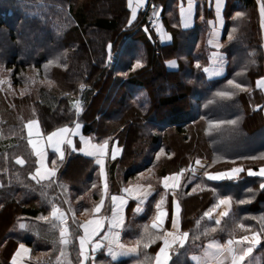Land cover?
I'll use <instances>...</instances> for the list:
<instances>
[{
  "label": "trees",
  "instance_id": "1",
  "mask_svg": "<svg viewBox=\"0 0 264 264\" xmlns=\"http://www.w3.org/2000/svg\"><path fill=\"white\" fill-rule=\"evenodd\" d=\"M181 1L147 0L129 24L128 0H0V77L11 80V88L0 85V264H11L21 243L30 248L29 264H65L68 259L78 264V237H73L75 247L67 246V255L61 256L58 229L39 217L48 216L55 202L72 214L67 218L71 231L80 218L93 215L91 209L101 198L99 168L92 157L78 151L68 152L62 162L49 152L48 163L53 166L51 161L56 160L58 169L50 179L51 188L45 187L48 180L32 179L37 157L26 136L29 119H37L44 134L79 122L83 134L93 140L116 142L121 153L106 160L109 195L131 183L156 187L142 214L127 213L124 242H136L149 224L155 201L164 192L160 179L181 169L185 171L177 190L180 227L189 237L184 247L171 250L170 264H193L191 256L209 239L260 231L264 177L248 175L247 170L258 172L264 166V87H257L258 78L264 77L261 0H225L217 48L208 42L216 19L214 0H195L193 24L188 28L180 23ZM153 8L169 41H162L157 24L148 25ZM237 12L244 15L236 17ZM214 53L224 58L225 74L207 79L203 68L213 64ZM170 59H175V69L166 67ZM49 60L58 62L45 69ZM138 60L141 66L136 67ZM231 79L248 91L235 90L231 98L216 95L234 90L227 83ZM47 80L53 82L51 86ZM77 100L83 101L80 112L73 105ZM230 120L237 123L210 126L212 121ZM161 148L164 153L157 159ZM17 157L25 163L18 164ZM197 160L204 165L203 173L241 165L244 170L236 179L211 181L189 170ZM223 196L232 197L229 216L219 226L206 217L201 220ZM240 200L246 202L238 204ZM108 212V207L103 208L102 213ZM234 221L250 226L249 230L233 231ZM213 227L215 233L202 235L205 228ZM161 244L156 240L147 249L141 246L139 255L119 260L100 250L94 261L136 264L147 256L153 264ZM257 250L264 264V240Z\"/></svg>",
  "mask_w": 264,
  "mask_h": 264
},
{
  "label": "snow or ice",
  "instance_id": "2",
  "mask_svg": "<svg viewBox=\"0 0 264 264\" xmlns=\"http://www.w3.org/2000/svg\"><path fill=\"white\" fill-rule=\"evenodd\" d=\"M134 0H128V6L132 9L131 16L132 19L128 21L129 24L132 23V20L136 18L137 8L144 3V0H136V6H133ZM215 7L217 16H219L221 8V0H215ZM181 19L184 21V26L187 27L193 19V0H188V7L185 9L183 5L180 8ZM153 15L156 16L158 13L156 9L153 8ZM236 17H241L244 14L237 12ZM260 15L262 17V24H264V0H261L260 3ZM232 31H235L233 29ZM166 39H171L170 36L165 37ZM229 39H232L231 33H229ZM219 46V45H218ZM108 48L111 49V44L109 43ZM213 64L218 65L215 69L213 68H204V71L209 75H212L213 72H221L223 70L224 58L217 53H214ZM58 61L49 60L44 68L47 69L50 65L57 63ZM141 66V62L138 60L136 62V67ZM197 66L199 67V61H197ZM66 67V65H64ZM11 73V70H8ZM237 75H240L239 73ZM31 79V78H29ZM49 86L52 85L51 80L46 81ZM7 83L8 87L11 88L10 77L4 78L0 77V85ZM45 83V81H41ZM228 85L233 86L234 90L231 91H219L216 93L219 97L222 98H231L235 95V90L248 91L244 84L237 83L235 79L228 80ZM257 87H264V77H259L257 80ZM81 89L85 88L84 84L80 85ZM23 91H27V88ZM23 94V92L21 93ZM82 100H77L73 102L75 110L77 112L82 111ZM260 105H257V108H260ZM235 125L237 121H212L211 125H222V124ZM27 129L28 143L31 145L32 150L34 151L38 160L36 164L38 165L35 168V173L31 174L32 179L36 180L37 183L40 181L48 180L49 182L45 187L51 188L52 181L51 177H54L58 171L56 160H52V167H48L46 164L47 152L46 146H50L54 149L55 153L59 154V160L62 162L65 157V150L63 146H67L72 151H79L85 155L92 156L96 158V164L99 165V174L102 180V189H101V198L98 203L94 204V207L91 209L93 213H100L102 207L105 204V199L109 195V184H108V175L105 166V159L108 155V146L109 141L106 139L102 143L94 144L91 143L89 138L80 135V140L84 144V147L77 148L72 137L80 134V129L82 125L77 122L74 127L63 126L55 129L54 131L48 133L46 145H41L39 139H34V129L35 135L40 136L39 131V121L37 119H29L25 125ZM122 149L118 146H113L111 149V158L114 160ZM164 153V149L161 148L156 154V158L159 159L161 154ZM18 164H24L25 161L17 157ZM199 164V160H197ZM243 166L232 167L227 171H216L210 172L205 171L203 175L211 181H221L224 179H236L238 174L243 171ZM151 172V169L149 170ZM185 169H181L179 172L165 175L162 178V186L164 192L160 194L159 199L155 201L154 205V215L151 218L150 226L145 224L143 226V233L140 237L137 238L134 245H126L120 242V229L124 226V209L128 202L129 198L134 197L136 200L141 202L148 201L149 197L152 196L154 189L151 184L142 185L137 184L135 186H127L122 189L121 195L112 194L111 195V216L110 217H101L96 216L95 219L87 220L83 223L76 225V228L70 231L67 214L66 212L55 202H51V210L48 216H41L39 219L48 221L51 224L53 229H58V243L61 246V256H66L65 249L69 245H74L73 237H78V251H77V260L78 264H88L90 255L93 256L94 253L101 248L106 247L108 253L115 258L117 255L130 256L133 254L139 255L140 247L143 246L144 249L149 248L156 240L162 241V245L158 247L154 256V264H170L171 261V250L174 246L184 247L188 237V231H182L181 224V213L182 206L179 199L178 189L182 187L181 180L183 177ZM195 172V169H193ZM248 175H259L264 177V166H261L259 171L256 172L253 169L249 168L247 170ZM144 173H140V176H143ZM64 187L63 185H60ZM93 188L97 186L92 185ZM199 187V185H197ZM264 189V183L260 185ZM192 191H196V188H193ZM215 191V189H213ZM251 191V190H249ZM169 193H171V199H169ZM45 195V193H42ZM246 201L240 200L237 201L238 204H244ZM221 205L225 206L224 210L217 213L216 216H213V213ZM167 206V207H166ZM232 209V197L224 196L218 199L217 203L214 204L209 210L203 213L201 220L205 217L209 220H213L216 226L221 224V221L224 217H228ZM71 211V207H69ZM89 211V209H85ZM135 212H141L140 205L138 204L135 208ZM255 219V217H253ZM73 220L75 221V214L73 213ZM169 220L171 223V230L163 229L165 221ZM201 220H197V226L200 225ZM108 222V231L102 236L98 237L100 229L104 227V222ZM235 223L233 231L236 229L249 230L250 226L244 224L243 222ZM24 227V225H21ZM77 229H82L83 234H78ZM151 229V230H150ZM163 229L162 232L153 231ZM217 231L216 227L205 228L202 235H207L209 232L215 233ZM199 237H194L198 239ZM264 240V216L260 217V231H251V235H242L238 239H228L225 243H220L215 239H210L208 245L205 247L202 256H193L192 259L197 261V264H225V261H230V264H245V258L249 257L254 248L261 244ZM90 246V247H89ZM30 249H28L25 244H19L15 254L11 258V264H23V257L26 255ZM146 264H152V259L150 257H145ZM140 260L136 261V264H145ZM65 264H72L70 259L65 261Z\"/></svg>",
  "mask_w": 264,
  "mask_h": 264
},
{
  "label": "crops",
  "instance_id": "3",
  "mask_svg": "<svg viewBox=\"0 0 264 264\" xmlns=\"http://www.w3.org/2000/svg\"><path fill=\"white\" fill-rule=\"evenodd\" d=\"M146 2H147V0H144V3L141 5V6H139L138 8H137V11H138V9H140V8H143V6H145V4H146ZM224 3H225V0H221V8H220V13H219V16H217V12H216V19H215V21L214 22H212V25H211V28H210V31H209V35H208V42H209V45L211 46V47H213V48H217V46L219 45V43H220V37H221V30H222V26H223V15H222V13H223V7H224ZM183 5V7L185 8V9H187V7H188V0H184L183 2L181 1L180 2V7H179V13H180V8H181V6ZM133 6H136V0H134V2H133ZM213 6H214V9H215V11H216V7H215V0H214V2H213ZM131 9V8H130ZM131 11H132V9H131ZM194 11H195V0H193V16H194ZM180 19H181V14H180ZM180 23H181V26L183 27V28H188V27H191L192 26V24H193V19H192V21L189 23V25L187 26V27H185L184 26V21L181 19V21H180ZM156 28L159 30V34H160V37H161V39H162V41H169V39H166L165 37H168V34L163 30V28H161V26L159 27V24H157V26H156ZM164 31V32H163ZM166 67L167 68H169V69H175V67H176V61H175V59H170V60H167L166 61ZM208 66V68H213V69H215L216 67H218V65H215V64H209V65H207ZM207 66H205L204 68H206ZM204 68H203V71H204ZM204 73H205V76H206V78L207 79H215V78H219V77H222L224 74H225V67H224V65H223V70L221 71V72H219V73H217V72H213V74H212V76H208L207 75V73L204 71ZM77 123V122H76ZM81 124V123H80ZM82 125V124H81ZM75 126V123L73 124V125H71V126H68V127H74ZM57 129V128H56ZM55 130V129H54ZM53 130V131H54ZM39 131H40V136L39 137H37L36 135H35V129H34V135H33V138L34 139H39L40 140V143H41V145H46V140H47V135H48V133H46V134H44L43 132H42V129H41V127H40V125H39ZM52 132V131H51ZM50 133V132H49ZM80 135H83L84 137H86V138H89L90 139V141H91V143H94V144H99V143H102V142H97V141H95V140H93V138L90 136V135H85V134H83V132H82V127H81V129H80V134H78V135H76V136H73L72 137V139H73V141H74V143H75V145H76V147L77 148H80V147H84V144L81 142V140H80ZM26 136H27V129H26ZM27 140H28V136H27ZM117 145V143L116 142H110L109 143V146H108V155H107V157H106V159H105V166H106V160H107V158H111V149L113 148V146H116ZM31 146V145H30ZM64 147V150H65V156H66V154L68 153V152H70V151H72L70 148H68L67 146H63ZM32 148V147H31ZM46 152H47V160H46V164H47V166L48 167H52L49 163H48V155H49V152H53V153H55L54 152V149H52L50 146H46ZM79 152V151H78ZM81 153V152H80ZM56 154V158H58L59 159V154L58 153H55ZM81 154H83L84 156H88V155H85L84 153H81ZM119 155V154H118ZM117 155V156H118ZM88 157H92V156H88ZM65 158V157H64ZM93 159H94V161H96V158L95 157H92ZM37 160H38V157H37ZM96 163V162H95ZM38 166V165H37ZM98 166V168H99V165H97ZM193 169H195V172H193ZM191 172H192V174L193 175H195V176H200L202 173H203V170H204V165L203 164H196V165H194V166H191V168L189 169ZM229 170V169H228ZM225 171H227V170H225ZM243 171H241L239 174H238V176L242 173ZM33 173H35V170H34V172ZM32 173V174H33ZM169 175V174H168ZM56 176V175H55ZM55 176L54 177H51V178H55ZM99 176H100V174H99ZM31 177H32V175H31ZM50 178V179H51ZM163 178V177H162ZM162 178L160 179V188L164 191V189H163V186H162V183H161V181H162ZM100 180H101V177H100ZM101 184H102V180H101ZM137 184H141V183H131V184H127V185H125L124 187H127V186H129V185H131V186H135V185H137ZM142 185H147V184H142ZM153 186V188L154 189H156V187L154 186V185H152ZM123 187V188H124ZM155 192V191H154ZM153 192V193H154ZM113 194H118V195H121V194H123L122 193V190L119 192V193H113ZM171 194V193H170ZM112 195V194H111ZM111 195H109V197L107 198L106 197V199H105V204H104V206L102 207V209H101V212L100 213H93V215L92 216H90L89 218H86V219H83V218H80V220H81V223H83V222H85V221H87V220H92V219H95L96 218V216H101V217H110L111 216ZM151 197V196H150ZM149 197V198H150ZM224 197V196H223ZM219 198H221V197H218V199ZM218 199H217V201H218ZM217 201H216V203H217ZM99 202V201H98ZM146 203H147V201H143V202H141V201H139V200H136L134 197H132V198H129L128 199V202H127V204H126V206H125V209H124V217H125V219H124V223H125V220H126V217H127V213L130 211L132 214H142L143 212H144V210H145V206H146ZM140 205V208H141V212H139V213H137V212H135V208H136V206L137 205ZM105 207H108L109 208V212L108 213H106V214H104V213H102V210H103V208H105ZM167 207V206H166ZM224 207L225 206H223V205H221L219 208H217L216 210H215V212L213 213V216L215 217L216 216V214L217 213H219V212H221V211H223L224 210ZM68 217H72V214H70V213H68L67 214V218ZM225 218V217H224ZM223 218V219H224ZM222 219V220H223ZM213 221H214V219H213ZM150 222H151V220L149 221V226H150ZM163 229H168V230H171V223H170V221L169 220H166L165 221V224H164V226H163ZM163 229H159V230H157V231H163ZM122 230H123V227L119 230L120 231V242L121 243H123V244H126V245H129V246H131V245H134L135 244V242H129V243H127V242H124L123 240H122ZM80 231H81V234H83L82 233V229H80ZM108 231V222L107 221H105L104 222V227L102 228V229H100V232H99V234H98V237H97V239L99 238V237H102L106 232ZM245 235H251V232L250 233H247V234H245ZM239 238V237H238ZM238 238H231V239H238ZM213 239H215V240H217V241H219L220 243H225L228 239H225V240H219V239H217V238H213ZM210 240V239H209ZM209 240H207V241H205V243L203 244V246H202V248H201V250H200V252L199 253H194L192 256H191V261H192V263L193 264H197V261L196 260H193L192 259V257L193 256H202L203 255V252H204V249H205V247L208 245V243H209ZM162 245V244H161ZM160 245V246H161ZM19 246V245H18ZM18 246H17V248H18ZM28 249H30L27 245H25ZM259 246V245H258ZM258 246H256L255 248H254V251H253V253L249 256V257H246L245 258V264H263V256H262V253L260 252V251H258L257 250V247ZM90 247V246H89ZM175 247H178V246H174L173 248H175ZM17 248H16V250H17ZM172 248V249H173ZM16 250L14 251V253H13V255L15 254V252H16ZM100 250H102L108 257H110L112 260H119V259H123V258H127V257H131V256H137L136 254H133V255H130V256H124V255H117L115 258H113L109 253H108V250H107V248L106 247H104V248H101V249H98L95 253H94V258H95V256H96V254H97V252H99ZM157 251H158V249H157ZM12 255V256H13ZM29 256H30V251L26 254V255H24V257H23V264H29V262H28V259H29ZM12 258V257H11ZM63 259H64V257H61V261H63ZM89 261H91V264H93V256H91L90 255V258H89ZM95 264H100V263H96L95 262ZM153 264H154V260H153ZM225 264H230V261H225Z\"/></svg>",
  "mask_w": 264,
  "mask_h": 264
},
{
  "label": "built area",
  "instance_id": "4",
  "mask_svg": "<svg viewBox=\"0 0 264 264\" xmlns=\"http://www.w3.org/2000/svg\"><path fill=\"white\" fill-rule=\"evenodd\" d=\"M158 18L156 16H152L151 18L148 19V25L150 27H155L157 24Z\"/></svg>",
  "mask_w": 264,
  "mask_h": 264
},
{
  "label": "water",
  "instance_id": "5",
  "mask_svg": "<svg viewBox=\"0 0 264 264\" xmlns=\"http://www.w3.org/2000/svg\"><path fill=\"white\" fill-rule=\"evenodd\" d=\"M188 168L190 169L191 168V164L188 166ZM67 214V213H66Z\"/></svg>",
  "mask_w": 264,
  "mask_h": 264
},
{
  "label": "rangeland",
  "instance_id": "6",
  "mask_svg": "<svg viewBox=\"0 0 264 264\" xmlns=\"http://www.w3.org/2000/svg\"><path fill=\"white\" fill-rule=\"evenodd\" d=\"M206 68H208V66H207ZM207 75H208V76H212V75H209L208 73H207Z\"/></svg>",
  "mask_w": 264,
  "mask_h": 264
}]
</instances>
